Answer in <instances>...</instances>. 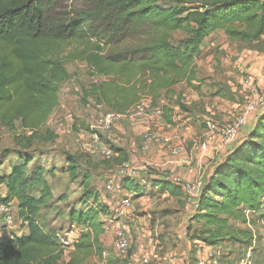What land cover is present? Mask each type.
Here are the masks:
<instances>
[{
	"label": "trees",
	"instance_id": "trees-1",
	"mask_svg": "<svg viewBox=\"0 0 264 264\" xmlns=\"http://www.w3.org/2000/svg\"><path fill=\"white\" fill-rule=\"evenodd\" d=\"M68 1L0 0V123L9 129L18 121L30 130L44 123L67 77L59 57L67 47L101 77L94 87L99 102L108 111L124 113L144 97L158 107L175 87L195 79L204 41L214 32L222 30L231 41L250 43L264 34V0H171L169 5L162 0ZM178 32L182 36L175 38ZM217 93L228 96L221 87ZM176 102L187 110L185 103ZM163 108L167 116L171 109L166 104ZM115 149L120 158L124 151ZM11 154L17 161H9V171L0 174L7 191L0 202L17 200L21 233L0 237V264H57L62 255L59 239L39 221L42 207L53 197L48 171L42 164L31 166L34 159L23 150ZM68 159L74 173L77 161ZM90 179H85V187ZM124 183L135 196L142 195L145 187L133 178L124 177ZM151 184L182 195L181 187L168 178L151 179ZM90 191L84 196L90 197ZM94 193L95 205L70 213L72 221L88 229L74 242L67 264H84L102 251L101 216L112 218L114 212L98 203ZM263 198L264 109L204 178L189 224L201 222L193 237L211 245L227 240L243 244L246 237L248 244L251 230L237 231L230 222L246 224V210L260 211ZM116 259L109 264H129L128 256Z\"/></svg>",
	"mask_w": 264,
	"mask_h": 264
},
{
	"label": "rangeland",
	"instance_id": "rangeland-1",
	"mask_svg": "<svg viewBox=\"0 0 264 264\" xmlns=\"http://www.w3.org/2000/svg\"><path fill=\"white\" fill-rule=\"evenodd\" d=\"M73 1L77 0H69L68 3ZM161 3L169 5L172 2L171 0H162ZM180 36H182V32L175 34V38ZM205 43L203 54L205 56L208 55V58L214 57L215 60V57L220 58L219 63L217 62L214 67H218L216 72H219L215 73V76L212 77H216L217 82H224L226 75L231 78L230 81L234 87L243 93L239 99L240 104L243 103V99L247 100V91L242 85L243 76L247 75L251 77L254 83L264 91V34L260 40L252 43L238 42L231 41L222 30H219L208 37ZM59 57L64 60L67 77L60 82L58 102L44 123L36 130L23 128L19 121L16 123L15 129H9L0 123V148L2 150L0 154V174L9 171V161H17V157L11 153L18 150H23L30 157H33L34 160L31 166L44 165L48 171L46 177L52 187L53 197L48 200L46 206L42 207L39 221L45 230L52 231L57 239L58 235H61V237H69L71 240H74L87 226L72 221L70 213L78 209H89V207L95 205L96 194L94 192H97L99 196L98 203L105 204V200L112 203L111 200L114 199L116 203L112 204V206L115 207V211L121 200L125 197L124 194L126 193L127 196L129 192V194H132L133 190L126 189L122 191L121 188L122 193L124 192L122 194L116 188V183L121 187L123 182L124 177L116 173L117 168L123 162H129L138 171L148 168V174L150 175L158 174L159 170L151 168L143 160L149 154L145 153L142 149L145 133L142 132V127L137 131L134 128L136 125L123 118L111 130L105 131L101 129L99 119L108 111L107 107L99 102V94L94 90L95 85L101 81V77L93 75L87 62L75 58V51L71 46L67 47ZM238 61L241 63L243 71L235 68V62ZM202 72L203 75H206V68ZM228 73L230 74L228 75ZM221 90L225 93L224 87H221ZM204 97L203 103L205 105H214L215 109H212L213 114L212 112H207L203 116L205 115L207 116L206 118L213 119L220 127L225 126V120L222 118H225V111L219 113V107L225 106L227 105L226 102L231 101L225 97H214L209 92L205 93ZM245 105L246 102L243 105V111L245 110ZM239 109L240 107H238ZM237 111L226 112V117L238 115L240 112L238 113ZM252 113H249L248 116ZM203 116L198 119L199 121L201 120V125L199 124V126H201L202 131L206 132V125L204 123L206 118L204 119ZM144 131L147 130L144 128ZM95 138L99 139L100 144L104 143V148H112L114 153L116 152L115 147L125 149L129 153V159H124L128 158L127 153L125 154L126 156L121 155L120 158L116 157V155L106 158L102 155L90 153L86 150L85 145ZM174 142H176L175 145L182 144L177 143L178 141L175 139ZM168 145H171V153L173 154L175 147L173 141L170 144H165V147ZM68 156H72L77 161L78 166L74 173L69 170ZM88 177L89 179L91 178L90 186L85 187V179L88 180ZM111 178L114 179L113 190H110L107 186ZM87 190L92 191V193H89L90 197L84 196ZM6 193L5 186L0 185L1 200L6 196ZM147 193L144 200L134 205L130 215L137 216L139 209H147L150 213L152 209H160L161 206L168 207L175 204L172 201V198H175V196H168L165 192L158 189L150 187ZM36 194L38 195L37 192ZM131 198L133 199V196ZM0 204L7 205L9 207V214L14 218L13 223L2 225L4 223L2 222L3 215H0V224L3 228L0 232V237L6 239L11 234H20L21 221L17 216V200L13 199L9 204L2 202ZM160 212L161 210L152 211L153 217L156 214L159 215ZM120 220L128 223L134 240L137 241V244L135 241L132 243L131 254H133L141 242L140 238H143L142 230L149 227L143 225L144 222H138L139 219L137 218V222L132 220L127 214L121 216ZM254 220L253 225L257 232L260 233L263 225L258 221L257 215ZM171 221L169 219L168 225ZM106 226L109 227L107 234L110 237L106 236L109 242L106 248L107 251L104 252L105 255L106 252L108 253V251L113 250L112 245H114L116 239L114 226H111L110 222H107ZM230 226L237 231L250 230L249 225L242 224L239 221H231ZM72 231L73 233H71ZM158 231L161 232L159 229ZM246 239V237L242 239L243 244L241 243L242 246L240 247H237V244L233 245L230 240L225 241L222 245L224 250L225 248L228 249L229 253L234 255V259H237L247 246ZM201 240L202 237H200L199 241ZM58 242L62 255L57 264H67L71 252L74 250V245L65 246L59 240ZM261 245L262 240H259V249ZM234 246L237 248H234ZM92 256L84 264H99V255L94 253ZM93 258H96V260ZM196 260L193 259V262H196ZM221 261L222 264L233 263V259L229 255H223ZM253 261V264H264V254L261 251H257ZM132 264H136L134 258Z\"/></svg>",
	"mask_w": 264,
	"mask_h": 264
},
{
	"label": "crops",
	"instance_id": "crops-1",
	"mask_svg": "<svg viewBox=\"0 0 264 264\" xmlns=\"http://www.w3.org/2000/svg\"><path fill=\"white\" fill-rule=\"evenodd\" d=\"M205 44L206 43L204 41L202 49H204ZM215 58L216 60L214 57L208 58V55L205 56L202 52V55L196 61L197 75L195 79H193L190 83L184 82L175 87L174 92L169 95V99L162 100L158 107H152L146 117L127 119L129 122L136 125L134 128L137 131H139L140 127H142V132L149 131L151 133L149 148L145 150L144 145H142L143 151L149 154V156L143 160H145L151 168L159 170V173L154 175L148 174V168H143L142 171H138V175L133 179L139 185L145 187L142 190V195L137 197L135 196L134 191L132 194H129L130 192L128 193V196H133V203L127 210V215L136 222V218L139 219L138 222H144L143 225H147L149 227L142 230L143 238H140L141 242L135 252L131 254L132 251H130L129 254L131 255H128L129 264H132L133 258L134 260H137L141 257L149 258L150 264H194L195 262H193V259H198L199 257L204 256L210 247L222 248L224 252L223 255H225V250L222 245L224 243L211 245L193 237L196 229L200 228L201 222L193 221L192 224L189 225L191 220L185 212L184 206L186 207V197L183 191H181L182 195L177 196L176 194L171 193L170 190H162L158 187L152 186L151 184V179L162 177L172 180L174 176H180L187 181H192L198 177H202L204 179L209 175L211 167L221 157L223 151L233 145L234 142H224L218 137H214L206 152L198 151L196 149V144L206 136V132L202 131L201 126H199V124L201 125V120L199 121L198 119L201 118L204 113L212 112V109H215L214 105H205L203 103L205 100V93L209 92L214 97H223L217 93V90L219 87H225L228 95L225 96V98L232 102H226L227 105L219 107V113H223L225 111V118L222 117L223 120H225V125L230 123L233 119L232 117L235 116L232 115L226 117V112L237 111L238 107H240L237 111L239 113L246 102V100L243 99V103L240 104L239 99L243 93L238 91V88L234 87L233 83L230 81L231 78L227 75L225 76L226 78L224 82H217L216 77H212L215 76V73L219 72H216L218 67H214L217 62L219 63L220 58ZM205 68L207 74L203 75L202 71L205 70ZM229 74L230 73H228V75ZM176 100H180L185 103L187 110H182ZM165 104L171 109L167 116L163 108ZM256 116V112L249 115L248 123L241 128L240 135L253 126ZM206 117L207 116L205 115L203 116L204 119ZM168 123L173 125L172 129L169 131L165 128V125ZM144 128L147 131H144ZM166 135L171 136L174 145L176 143L174 142L175 139L178 141L177 143H182L184 148L177 154L174 152L172 154L171 145L165 147V144H170L164 140ZM104 147V143H101V148ZM121 149L124 151V154L122 155L125 156L127 153L129 159V153L125 149ZM150 187L152 189L163 191L168 196H175V198H172V201H174L175 204L168 207L161 206L160 209H152L150 213L147 209H139V212L137 211V216L130 215L134 205H136L139 201L144 200L146 194H148V188ZM116 188L119 189V193H122V191L126 189L129 190L125 186L124 178L121 187L116 183ZM122 194H124V192ZM125 194L124 196H127V194ZM111 202L112 203L106 202V200L104 201L110 210L115 212V207H113L112 204H115L116 201L113 199ZM157 210H161L160 214H156L153 217L152 211ZM101 219L105 222L103 224L105 227L107 224V218L105 216H101ZM169 219L172 221L168 225ZM87 229L88 228L85 227V230ZM158 229L161 230V232H159ZM22 231H26V227L23 228ZM107 232L108 231H105L100 238L102 251L101 255L99 254L98 256L99 264H109L110 262L117 260L115 244L112 245L113 250H110V252L108 251V253L106 252V255L104 253L107 251L106 248L109 242V239L106 236L110 237ZM71 233H73V231ZM79 236L80 235L75 237L74 241H76ZM128 236L130 241L134 243L135 240L131 230ZM135 242L137 244V241ZM237 247L234 246V248ZM93 259L96 260V258Z\"/></svg>",
	"mask_w": 264,
	"mask_h": 264
},
{
	"label": "built area",
	"instance_id": "built-area-1",
	"mask_svg": "<svg viewBox=\"0 0 264 264\" xmlns=\"http://www.w3.org/2000/svg\"><path fill=\"white\" fill-rule=\"evenodd\" d=\"M235 68L240 71H243V67L239 61L235 62ZM242 85L247 91V100L244 108L245 110L240 111V113L236 115L230 123L222 127L218 126L213 119L206 118L204 121L206 125V136L196 144V149L198 151L206 152L214 137H218L224 142H234L240 134L241 128L248 123V114L252 112L259 113L264 109V91L254 83L251 77L247 75L243 76ZM151 108L152 106L150 99L144 97L139 100L132 108H130L124 113H119L115 111H107L106 113H104L99 119L100 127L105 131H109L123 118H144L148 115ZM172 126L173 125L171 123H168L165 125V128L169 131L172 129ZM150 137L151 133L149 131L145 132L143 137V145L145 150L148 149L150 146ZM164 140L167 143L172 142L170 135H166L164 137ZM85 147L86 150H88L90 153L95 155H102L106 158H111L115 155L112 148H101V144L98 138H95L93 141L87 143ZM183 148L184 146L182 144H176L173 149V152L177 154ZM116 173L118 175H121L122 177L134 178L138 175V170L133 167L129 162H123L117 168ZM172 181L175 184L179 185L183 190L187 200L185 212L188 215V218L191 219L198 205V197L200 195L204 179L202 177H198L192 181H187L180 176H174L172 178ZM107 186L110 190H113V178L109 179ZM132 203V198L130 196H125L121 200L116 211L114 212L113 217L107 218V222H110V225L114 226L113 229L116 236L114 242L115 253L118 258H126L132 248V242L130 241L128 236L130 232V226L128 225V223L124 222L123 220H120L121 216L127 214V210L131 207ZM0 215H3L2 222L4 223L2 225H9L13 223L14 218L9 214V207L7 205L0 204ZM256 215L258 221L263 225L260 233L257 232L256 228L253 225ZM246 216V225L250 226L251 239L250 242L247 244L244 252L237 259H234V255H231L228 249L225 248V256L229 255L230 258L233 259L232 264H253V258L257 251H261L262 254H264V198L260 211H253L251 209H247ZM2 225L0 224V232L1 230H3ZM106 225L104 227L105 231L109 229V227H107ZM58 239L65 246H71L75 242L69 237H61V235H58ZM259 240H262V245L260 249L258 248ZM236 244L238 245V247L242 246L241 243ZM223 254L224 252L222 248L210 247L208 252L204 256H201L196 260L195 264H222L221 258ZM136 264H150V260L147 257H141L136 260Z\"/></svg>",
	"mask_w": 264,
	"mask_h": 264
}]
</instances>
